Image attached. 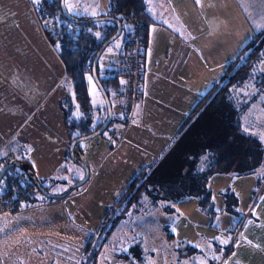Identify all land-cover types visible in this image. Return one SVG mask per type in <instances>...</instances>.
Listing matches in <instances>:
<instances>
[{"label":"crops","instance_id":"0c3cea01","mask_svg":"<svg viewBox=\"0 0 264 264\" xmlns=\"http://www.w3.org/2000/svg\"><path fill=\"white\" fill-rule=\"evenodd\" d=\"M27 2L0 0V164L23 157L36 178L47 181L65 167L68 145L60 103L70 88L63 65ZM67 2L68 13L91 19L109 8L106 0L94 7ZM143 3L150 22L132 119L124 124L112 111L115 120L103 145L95 146L100 154L88 167L87 180L67 196L47 201L33 197L16 210L0 209L11 213L5 219L6 232L20 231L10 245L19 253L29 250L24 238L34 242L35 237L36 248L43 239L65 246L86 239L137 172L167 146L225 65L264 28V0ZM116 58L101 62L102 70ZM44 75L49 79L42 80ZM112 99L121 104V98ZM109 133L118 140H110ZM70 175L72 179L74 174ZM33 212L38 216L30 220ZM215 264H264V185L233 231L228 251Z\"/></svg>","mask_w":264,"mask_h":264},{"label":"trees","instance_id":"16d2710c","mask_svg":"<svg viewBox=\"0 0 264 264\" xmlns=\"http://www.w3.org/2000/svg\"><path fill=\"white\" fill-rule=\"evenodd\" d=\"M108 5V11L100 17L115 18L121 26L119 34L123 32V38L119 56L130 54L135 36L143 51L150 22L143 0H108ZM33 10L48 43L63 65L64 79L70 88V94L60 103L69 145L72 140L96 130L105 118L104 113L92 130H85L84 125L89 120L87 79L92 81V59L99 46L115 32L116 27L108 21H93L82 16L72 15L77 21H69L61 14L59 0H35ZM131 19L138 24L135 32L131 31L130 26L124 27ZM88 23H91L89 28L86 26ZM262 37L264 28L254 34L237 56L225 65L216 81L186 115L167 146L131 179L91 235L100 233L111 215L113 219L109 221L105 235L115 230L133 212L154 208L159 203L169 205L187 197H195L201 209H204L209 202L206 185L211 175L228 173L230 169L238 173L246 172L258 164L263 155L261 140L251 136L242 127V118L256 94L243 101V97L235 93L243 90L246 82L253 78L251 69L259 58ZM100 55L95 65V75L110 104L112 97L122 98V83L110 76V66L106 70L100 69ZM258 83L254 82L256 86ZM114 120L111 113L109 124ZM69 159L67 150L65 160ZM11 161H18L29 170L26 173L22 169H9L1 179L0 201L6 209L16 210L33 201L32 194L37 192L38 187L46 193L47 191L23 157L6 160L0 164V168ZM232 165L234 166L231 168ZM42 199L52 200L45 196ZM171 237L167 235V239ZM183 251L188 256L195 253L196 249L186 245ZM135 252L140 258V251ZM126 254L120 257L128 260L129 256Z\"/></svg>","mask_w":264,"mask_h":264},{"label":"rangeland","instance_id":"374dc122","mask_svg":"<svg viewBox=\"0 0 264 264\" xmlns=\"http://www.w3.org/2000/svg\"><path fill=\"white\" fill-rule=\"evenodd\" d=\"M27 1L28 6L33 8L35 0ZM75 1L81 6L91 7L104 2V0ZM63 4L67 11L69 3L64 0ZM122 38L123 32L106 46L100 55L99 64L104 60L116 58L121 50ZM261 41L263 42L259 47V58L251 69L253 78L246 82L243 90L235 93L243 97V101L256 94L242 118L244 131H249L251 136L261 140L263 147L262 158L251 170L238 173L230 169L228 173L211 175L206 185L209 202L204 209H201L195 197H187L169 205L163 204L165 207L159 203L154 208L148 207L140 212H133L115 230L105 235L110 225L109 221L113 219L111 215L100 233L90 234L86 239L76 241L74 246L45 242L46 239H43L44 242L38 243L36 248L35 237L34 242L23 237L28 241L29 250L22 249L19 253L20 250L18 252L10 245L20 231L7 233L5 226L8 221L5 219H8L7 214L11 215V213L0 211V264H215L218 262L229 246V242L224 244L221 241H229L237 224L244 219V214L264 185V37ZM102 68L100 66L101 70ZM35 76L34 81L38 90V71ZM48 79L49 76L44 75L42 80ZM255 81L259 82L257 86L254 84ZM87 90L89 120L84 127L86 131H90L103 118L105 108L99 91L89 79H87ZM112 104L110 103L111 107ZM111 123L102 133L78 141L74 145L72 154L84 166H79L69 159L55 177L41 181L48 194L62 193L75 183L72 182V179L76 178L74 175H80L77 176L80 177L77 180L83 177V168L88 171V167L99 156L100 150L95 146L98 143L103 145L102 141L105 140V134ZM71 173L74 174L72 179H70ZM1 185L2 180L0 187ZM33 197L42 199L40 193L36 191L32 194ZM37 216L38 213H31L30 220L36 219ZM167 235L172 237L167 239ZM186 245L192 246L196 252L185 256L183 248ZM35 249H38V254L35 253ZM138 250L141 253L140 258L135 252ZM122 254L129 256L128 260L120 257Z\"/></svg>","mask_w":264,"mask_h":264},{"label":"built area","instance_id":"2783aa9c","mask_svg":"<svg viewBox=\"0 0 264 264\" xmlns=\"http://www.w3.org/2000/svg\"><path fill=\"white\" fill-rule=\"evenodd\" d=\"M88 28L91 23L86 25ZM131 31L135 32L138 24L134 19L128 22ZM141 50L138 37L132 39V46L128 56H119L110 64V76L119 79L122 83V98L121 104H116L113 99L110 100L112 104L111 110L117 116H121L124 124H129L132 119L134 106L138 99L139 85L141 81ZM110 140L117 141L114 133H109ZM0 209L6 208L0 201Z\"/></svg>","mask_w":264,"mask_h":264},{"label":"water","instance_id":"95a60500","mask_svg":"<svg viewBox=\"0 0 264 264\" xmlns=\"http://www.w3.org/2000/svg\"><path fill=\"white\" fill-rule=\"evenodd\" d=\"M63 2H64V0H59V5H60V10H61L62 16L69 21H77L71 14L68 13V11H66ZM98 19H100L102 21L111 22V23L115 24V27H116L115 32L108 39L103 41L102 44L99 46L98 50L96 51V53L92 59V63H91V79H92V82L94 83V85L96 86L97 90L99 91L101 98L103 100V104H104V108H105V118H104L103 122L101 123V125L96 130H94L93 132H91L85 136L78 137L69 143L68 149H67L68 150V156H69L70 160H72L73 163H75L79 166H82L83 164L81 162L77 161L72 154L74 145L78 141L88 139V138H92V137L102 133L107 128L109 121H110V118H111L110 104H109L108 98L106 97L102 87L100 86V84L96 78L95 65L97 63V59H98L100 53L105 48V46L109 42L114 40L119 35L120 30H121V26H120L119 22L115 18H112V17L94 18L93 21H96ZM11 168H19V169H22L23 171H25L26 173L29 172V170L24 166V164H22L18 161H11V162L5 164L4 166H2L0 168V180L3 178L4 173ZM83 170H84L83 178H81L80 180H78L75 183H73L72 185H70L66 190H64L60 194H48V193L42 191V189L39 187L37 188V192H39L42 196H45V197L50 198V199H60L62 197H65L70 191L79 187L80 185H82L87 180L88 171H86L85 168H83Z\"/></svg>","mask_w":264,"mask_h":264},{"label":"snow or ice","instance_id":"6c2138e0","mask_svg":"<svg viewBox=\"0 0 264 264\" xmlns=\"http://www.w3.org/2000/svg\"><path fill=\"white\" fill-rule=\"evenodd\" d=\"M97 35H99V34H97ZM81 178H83V177H81ZM222 243H224V244H227L229 241L228 240H224V241H221Z\"/></svg>","mask_w":264,"mask_h":264}]
</instances>
